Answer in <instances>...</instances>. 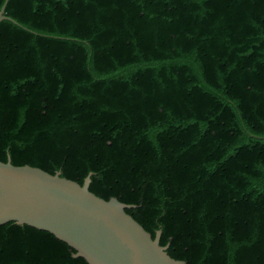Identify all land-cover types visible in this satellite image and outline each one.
<instances>
[{"label": "trees", "instance_id": "1", "mask_svg": "<svg viewBox=\"0 0 264 264\" xmlns=\"http://www.w3.org/2000/svg\"><path fill=\"white\" fill-rule=\"evenodd\" d=\"M5 0H0V9ZM0 161L126 210L186 264H264V0H8ZM0 225V264H88Z\"/></svg>", "mask_w": 264, "mask_h": 264}, {"label": "water", "instance_id": "2", "mask_svg": "<svg viewBox=\"0 0 264 264\" xmlns=\"http://www.w3.org/2000/svg\"><path fill=\"white\" fill-rule=\"evenodd\" d=\"M0 9V21L13 19ZM90 172L80 184L30 165L0 161V225L13 222L46 231L74 250L73 258L88 264H186L172 258L170 243L160 244L112 196L105 200L90 191Z\"/></svg>", "mask_w": 264, "mask_h": 264}]
</instances>
